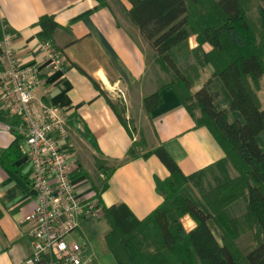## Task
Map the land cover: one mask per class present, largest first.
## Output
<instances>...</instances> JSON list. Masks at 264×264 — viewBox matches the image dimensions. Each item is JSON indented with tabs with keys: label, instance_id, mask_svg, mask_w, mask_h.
Instances as JSON below:
<instances>
[{
	"label": "crops",
	"instance_id": "1",
	"mask_svg": "<svg viewBox=\"0 0 264 264\" xmlns=\"http://www.w3.org/2000/svg\"><path fill=\"white\" fill-rule=\"evenodd\" d=\"M131 7L130 0H0V38L4 32L15 34L13 47L22 63L41 61L39 44L45 38L39 21L54 17L58 27L51 40L67 66L46 73L47 94L41 87L33 94L67 112L77 191L97 196L103 207L126 203L143 219L164 201L157 180L170 176L163 162L147 152L163 145L187 176L216 171L227 153L200 123L201 110L191 113L174 87L152 74L149 54L157 53L128 16ZM188 43L197 50L196 35ZM212 48L203 44L180 59L179 67L195 76L193 94L208 85L218 105L220 93L228 97L213 66L205 63ZM158 90L162 102L147 112L144 99ZM16 124L17 118L0 107V264H22L32 254L24 218L36 200ZM181 220L186 230L196 225L190 215ZM109 230L104 217L89 218L71 239L87 247L95 264H118L105 240ZM102 243L100 257L96 252Z\"/></svg>",
	"mask_w": 264,
	"mask_h": 264
},
{
	"label": "trees",
	"instance_id": "2",
	"mask_svg": "<svg viewBox=\"0 0 264 264\" xmlns=\"http://www.w3.org/2000/svg\"><path fill=\"white\" fill-rule=\"evenodd\" d=\"M130 2L128 16L156 51L163 68L175 74L176 81L170 85L191 113L201 110L200 123L215 133L227 158L217 164L223 174L219 183L201 190V204L185 193L184 185L206 170L185 175L163 145L147 152L145 156L155 154L170 171L169 177L157 180L164 201L143 219L126 203L104 206L103 217L110 226L105 235L109 251L118 264H264V146L259 142L264 108L255 91L264 75V6L258 7V45L242 0ZM39 23L43 37L51 39L58 27L54 17L43 16ZM194 34L197 50H191L188 43ZM205 43L213 47L205 63L213 66V76L222 83L228 108L217 105L208 85L193 94L195 76L179 67L180 59ZM161 102L158 90L145 97V110L150 112ZM229 112L242 120L230 122ZM231 166L234 176H229ZM242 196L247 199V212L238 215L233 206ZM185 215L196 223L190 230L182 223ZM247 230L254 231L255 245L245 251L240 237ZM47 262L44 258L38 264Z\"/></svg>",
	"mask_w": 264,
	"mask_h": 264
},
{
	"label": "built area",
	"instance_id": "3",
	"mask_svg": "<svg viewBox=\"0 0 264 264\" xmlns=\"http://www.w3.org/2000/svg\"><path fill=\"white\" fill-rule=\"evenodd\" d=\"M14 39L15 34L7 32L0 38V107L17 118L15 131L26 144L24 157L36 200L24 218L32 254L22 264H38L44 258L47 264H95L87 247L71 236L84 220L103 218L104 207L97 196L77 191L67 112L33 94L38 87L47 94L46 73L64 70L67 59L45 38L39 44L43 59L24 64Z\"/></svg>",
	"mask_w": 264,
	"mask_h": 264
},
{
	"label": "rangeland",
	"instance_id": "4",
	"mask_svg": "<svg viewBox=\"0 0 264 264\" xmlns=\"http://www.w3.org/2000/svg\"><path fill=\"white\" fill-rule=\"evenodd\" d=\"M242 4L244 6L245 14L248 17L249 23L251 24V27L253 28L254 34L256 36V40L258 45H260L261 42V22L259 17V10L258 7L260 5L264 6V0H242ZM195 35V34H194ZM150 59V69L152 74L156 76L162 83H174L176 80L175 74L173 71L169 69H164L161 61L158 59V57H155L153 53L149 54ZM255 87V86H254ZM255 91L257 92L259 99L261 100V103L264 104V75L261 77L260 82L258 84V87H255ZM218 105L220 107L228 108V100L225 97L224 94L220 93L218 95ZM189 104H191L189 102ZM223 108V109H224ZM194 111H199L198 108H195ZM229 121L234 122L237 120V118H241V116L236 115L233 112H229ZM260 144L264 146V134L260 138ZM24 146L26 147V144L24 142ZM229 176H234L236 174V171L232 166L229 168ZM222 177L223 174H221V171L218 169L215 171L206 170L204 174L199 175L198 178H195L194 180L190 181L186 185H184V191L189 196L193 197L195 200H198L201 204L203 202V197L201 196V190L203 188L209 187V183L213 186H216L219 182L218 179ZM222 178L220 180H222ZM235 214L242 215L245 212H247V199L246 197H241L235 206H233ZM232 211V210H231ZM218 234H220V231H218ZM254 231L247 230L244 235L240 237V243L242 248L247 251L252 246L255 245V241L253 240ZM220 237V236H219ZM105 243H102L98 250L97 255L100 257L104 255L105 253ZM116 262V261H115Z\"/></svg>",
	"mask_w": 264,
	"mask_h": 264
}]
</instances>
